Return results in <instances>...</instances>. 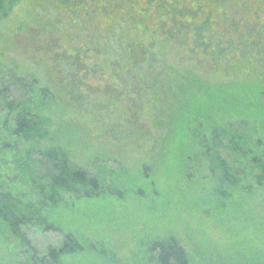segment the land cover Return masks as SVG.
Instances as JSON below:
<instances>
[{
	"label": "rangeland",
	"instance_id": "374dc122",
	"mask_svg": "<svg viewBox=\"0 0 264 264\" xmlns=\"http://www.w3.org/2000/svg\"><path fill=\"white\" fill-rule=\"evenodd\" d=\"M13 1L1 18L0 31L10 47L0 57L6 65H18L26 77H36L39 86H48L53 101L28 92L18 81L5 83L12 100L31 106L39 117H49V129L58 131V142L73 163L102 174L104 186L114 189L79 199L65 193L44 209L58 230L26 231V249L11 244L14 236H7L8 243L0 240V264H33L32 254L56 246L66 233L79 243L66 264H158L157 252L148 244L156 234L176 237L196 257L191 264H264V237L243 230L252 210L255 221L264 217V187L257 184L255 172L246 168L241 175L242 218L236 215L230 222L226 199L214 200L206 188L209 180L204 175L198 180V162L197 168L182 174L163 146L166 138L174 139L170 144L175 148L180 145L179 119L191 106L202 105L208 91L223 94L226 86L241 87L235 94L241 97L249 92L244 81L264 86L263 62L233 58V73L224 62L197 61L203 58L199 51L190 55L183 50L193 47L191 34L183 46V30L171 29L168 19L194 25L207 21L211 33H221L228 30L224 19L232 21L236 14L264 35L261 23L244 16L259 0H230L228 13L216 0ZM184 6L195 20L181 11ZM145 42L148 49L141 46ZM131 72L155 85L156 101L150 102L154 96L143 92L140 80L125 82ZM2 168L3 191L23 204L36 203L30 186L13 180ZM195 192L214 201L204 207Z\"/></svg>",
	"mask_w": 264,
	"mask_h": 264
},
{
	"label": "trees",
	"instance_id": "16d2710c",
	"mask_svg": "<svg viewBox=\"0 0 264 264\" xmlns=\"http://www.w3.org/2000/svg\"><path fill=\"white\" fill-rule=\"evenodd\" d=\"M229 1L216 0V4L228 13L225 6ZM263 2L257 1L254 11L250 6L249 13L244 16L249 15L264 27ZM13 4V0H0V24L2 17L7 15ZM181 11L188 18L191 17L190 20L194 19L189 8L184 6ZM212 14L214 10L208 13L209 16ZM231 17L232 21L231 18L224 19L228 23V30L221 33H211L207 21L199 25H194L192 21H168L171 29L183 30V46L186 44L188 33L191 34L190 46L193 47L183 50L190 55L195 53L194 50L199 51L203 58L197 61L224 62L233 73L235 72L229 62L233 58L248 57L264 63L262 32L256 25L248 24L243 16L235 14ZM163 31L171 40L168 32L166 33L165 29ZM7 40V36L0 31V54L9 50ZM146 43L141 45L142 48ZM133 63L138 69L139 63ZM24 74L26 73H23L18 65H6L0 57V168L4 167L1 170H6L7 176L11 175L13 180L17 179L30 186L37 195L36 203L23 204L16 195L4 192L0 187V240L8 243L7 236H14V242L11 244L26 249L30 244L26 231L58 230L55 222L50 220L49 213H45V207L59 202L65 193L76 199L99 197L105 194L106 187L112 191L114 185L104 186L106 179L102 174L89 172L73 163L66 148L58 142V131L49 129V117H39L31 106L28 108L26 104L12 100L5 83L18 81L28 88V92L40 93L53 101L48 86H39L36 77H26ZM114 79L116 81L117 76ZM130 79L140 80L145 86L143 92L154 96L150 102L157 100L155 85L147 84L151 82L136 77L134 72H131L125 82ZM244 84L248 86L246 91L249 92H245L241 97H235L238 93L236 91L241 87L231 89L226 86L222 89L225 91L223 94L217 93L216 90L208 91V98L205 97L206 100L200 103L202 105L191 106L192 110L179 119L181 126L177 139L180 145L176 148L171 145L170 141L174 140L171 138H166L163 143L165 150L168 149L169 152L167 157L174 161L175 168L179 167L182 174H185L186 170L197 168L198 162V171H194L198 180L202 179L203 175L209 180L206 188L208 192L211 190L210 196L214 200L226 199L225 211L230 222L234 221L236 215L242 218V200L238 197L244 189L241 175L245 174L246 168L255 172L257 184L261 188L264 187V86L262 87L260 82L250 81H244ZM29 98L33 99L30 95ZM8 165H12V168H8ZM245 188L247 189V186ZM194 195L204 207L210 199L213 200L211 197L205 200L204 197L208 195L204 192H195ZM254 218L257 220L255 211L252 210L250 216L244 218L243 230L249 229L254 235L264 237V217H260L263 220L260 222ZM62 236L63 240L56 246H47L44 252L32 254L31 262L33 260V264H66L67 257L78 250L79 243L70 233ZM148 244L151 252H157L158 264H169L170 261L172 264H191L196 259L173 235L162 237V234H156L154 240L152 238Z\"/></svg>",
	"mask_w": 264,
	"mask_h": 264
}]
</instances>
